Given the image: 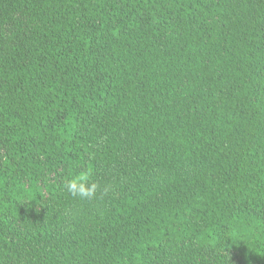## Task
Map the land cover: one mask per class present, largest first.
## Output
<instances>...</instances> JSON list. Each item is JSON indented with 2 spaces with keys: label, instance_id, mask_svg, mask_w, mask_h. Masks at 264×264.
<instances>
[{
  "label": "trees",
  "instance_id": "obj_1",
  "mask_svg": "<svg viewBox=\"0 0 264 264\" xmlns=\"http://www.w3.org/2000/svg\"><path fill=\"white\" fill-rule=\"evenodd\" d=\"M0 264H264V0H0Z\"/></svg>",
  "mask_w": 264,
  "mask_h": 264
},
{
  "label": "clouds",
  "instance_id": "obj_2",
  "mask_svg": "<svg viewBox=\"0 0 264 264\" xmlns=\"http://www.w3.org/2000/svg\"><path fill=\"white\" fill-rule=\"evenodd\" d=\"M91 172L87 169L81 170L77 175L65 181L68 192L82 200H103L113 186L111 184L102 185L99 181L90 180Z\"/></svg>",
  "mask_w": 264,
  "mask_h": 264
}]
</instances>
